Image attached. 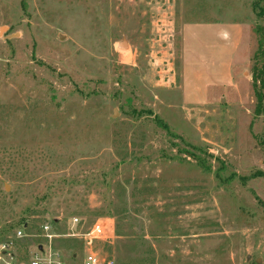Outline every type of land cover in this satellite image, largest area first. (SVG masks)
<instances>
[{"label":"rangeland","instance_id":"374dc122","mask_svg":"<svg viewBox=\"0 0 264 264\" xmlns=\"http://www.w3.org/2000/svg\"><path fill=\"white\" fill-rule=\"evenodd\" d=\"M257 27L264 0H0V264L45 224L81 264L74 219L115 264H264Z\"/></svg>","mask_w":264,"mask_h":264},{"label":"built area","instance_id":"2783aa9c","mask_svg":"<svg viewBox=\"0 0 264 264\" xmlns=\"http://www.w3.org/2000/svg\"><path fill=\"white\" fill-rule=\"evenodd\" d=\"M76 223L77 220L74 219L66 238H73L81 242L83 251L81 264H115L114 261L99 256L95 250L97 242H107L113 237L112 222L109 219L99 220L82 233H78ZM41 233L44 244L37 245L28 254L29 259L26 264H66L59 252L52 247V243L59 237L54 232L53 227L45 224L41 227ZM22 238H26V235L22 230L17 231L14 239L20 240ZM11 246H13L11 240L0 244V261H4L3 258L6 256L11 261L13 260V255L10 252ZM39 247L41 250H38ZM74 258L75 256H73V260Z\"/></svg>","mask_w":264,"mask_h":264},{"label":"trees","instance_id":"16d2710c","mask_svg":"<svg viewBox=\"0 0 264 264\" xmlns=\"http://www.w3.org/2000/svg\"><path fill=\"white\" fill-rule=\"evenodd\" d=\"M257 36V50L254 54V66H253V74H252V88L253 94L255 97L256 105L254 108V113L258 116H264V29L257 27L254 30ZM155 122L163 128L166 132H168V128L161 123V121L155 117ZM263 136H264V126H263ZM258 178H264V172H260L257 174ZM9 194H0V205H5V201H7ZM1 208V207H0ZM34 209L26 208V212H24L25 217L32 216ZM24 220V219H23ZM18 226L24 227L25 222L21 221L16 224ZM16 225H12L6 222V225L0 228V241L1 243L10 241L8 236L12 233L13 229ZM12 242V241H11ZM13 243V242H12Z\"/></svg>","mask_w":264,"mask_h":264},{"label":"water","instance_id":"95a60500","mask_svg":"<svg viewBox=\"0 0 264 264\" xmlns=\"http://www.w3.org/2000/svg\"><path fill=\"white\" fill-rule=\"evenodd\" d=\"M3 30H1V31H4L5 30V28H2ZM127 43V41L124 39V38H122V41L120 42V46L122 47V48H124V47H126V44ZM38 250H41V247H39L38 248Z\"/></svg>","mask_w":264,"mask_h":264},{"label":"bare ground","instance_id":"6f19581e","mask_svg":"<svg viewBox=\"0 0 264 264\" xmlns=\"http://www.w3.org/2000/svg\"><path fill=\"white\" fill-rule=\"evenodd\" d=\"M3 30V29H2Z\"/></svg>","mask_w":264,"mask_h":264}]
</instances>
